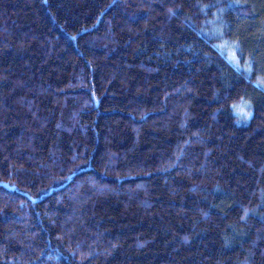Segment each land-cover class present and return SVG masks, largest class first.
<instances>
[{
	"label": "trees",
	"instance_id": "obj_1",
	"mask_svg": "<svg viewBox=\"0 0 264 264\" xmlns=\"http://www.w3.org/2000/svg\"><path fill=\"white\" fill-rule=\"evenodd\" d=\"M259 43L264 0H0V264H264Z\"/></svg>",
	"mask_w": 264,
	"mask_h": 264
},
{
	"label": "rangeland",
	"instance_id": "obj_2",
	"mask_svg": "<svg viewBox=\"0 0 264 264\" xmlns=\"http://www.w3.org/2000/svg\"><path fill=\"white\" fill-rule=\"evenodd\" d=\"M242 41L244 42L245 45H250L252 44V41L250 40V38H242ZM237 46V43H234ZM234 46V48H236ZM259 50H253V54L255 55L253 57V60H251V67H256L258 70L260 71H264V43H259ZM220 48L222 49V51H224L228 58L238 67H240V64L238 63L239 61L237 60V56L235 54L234 49L227 43V42H223L220 45ZM252 69V68H251ZM258 84H260L263 88H264V77L259 78V81H257ZM234 111L235 113L240 116V118H247L250 111H249V107L246 103H244L243 101L236 104L234 106Z\"/></svg>",
	"mask_w": 264,
	"mask_h": 264
}]
</instances>
